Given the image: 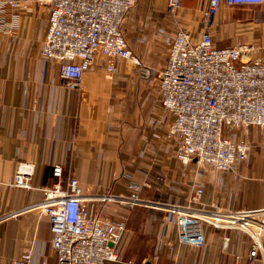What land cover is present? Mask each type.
Returning <instances> with one entry per match:
<instances>
[{"label": "crops", "instance_id": "crops-1", "mask_svg": "<svg viewBox=\"0 0 264 264\" xmlns=\"http://www.w3.org/2000/svg\"><path fill=\"white\" fill-rule=\"evenodd\" d=\"M16 1L19 5H8L0 14V264L26 251L33 263L46 257L54 264L50 223L40 203L54 182L55 163L63 165L65 176L78 179L85 202L103 220H124L120 260L110 264H249L250 238L244 231H223L230 237L228 251L220 247L221 231L208 224L203 246L185 244L170 208H264V127L232 131V139H245L250 148L231 171L196 160L182 165L174 155L175 139L168 135L172 115L159 101L158 71L174 30L200 35L208 0H184L175 13L167 10V0L137 1L124 32H131L126 38L143 66L116 59L107 124L92 141L77 139L85 130L76 118V89L59 76L56 62L41 55L49 5ZM214 23L215 46L253 42L254 54L264 55V4L222 5ZM102 66L97 58L94 68ZM87 113L94 117L97 107ZM18 169L30 187L13 185ZM127 174L147 182L139 192L142 201L133 206L123 199L130 193ZM105 194L120 198L103 202ZM250 264L262 263L254 259Z\"/></svg>", "mask_w": 264, "mask_h": 264}, {"label": "built area", "instance_id": "built-area-1", "mask_svg": "<svg viewBox=\"0 0 264 264\" xmlns=\"http://www.w3.org/2000/svg\"><path fill=\"white\" fill-rule=\"evenodd\" d=\"M49 5L48 27L41 55L58 64L59 76L76 89V118L85 130L78 140L92 141L103 135L107 124L110 93L108 84L116 73V59H127L138 67L140 57L132 50L124 33L125 21L138 0H40ZM184 0H167V10L175 13ZM264 4V0H208L203 13L204 29L193 37L184 28L173 31L164 65L158 71V96L162 107L172 115L168 135L175 139V158L182 165L192 160L220 171H231L244 161L250 145L242 138L232 139L239 127H264V55H255L253 42L214 45L211 29L222 5ZM16 0H0V14ZM100 58L102 68L94 65ZM97 114L88 115L90 106ZM54 182L40 207L50 223L54 264H110L120 260L118 245L125 232L122 218L103 220L84 200L79 181L65 176L61 163L52 167ZM129 206L141 202L140 190L147 184L126 175ZM13 185L28 188V179L18 169ZM100 196L108 202L119 199ZM180 242L203 246L205 227L222 233L220 247L228 251L230 237L223 231L237 228L250 238L248 263L260 259L264 264V208L214 211L173 205ZM10 264L37 263L26 251ZM124 264H134L127 260ZM148 264V263H143Z\"/></svg>", "mask_w": 264, "mask_h": 264}, {"label": "rangeland", "instance_id": "rangeland-1", "mask_svg": "<svg viewBox=\"0 0 264 264\" xmlns=\"http://www.w3.org/2000/svg\"><path fill=\"white\" fill-rule=\"evenodd\" d=\"M125 28H126V25H125ZM125 30V29H124ZM125 33V32H124ZM126 34V33H125ZM131 35V32L129 31H127V35H126V37H128V39H129V36ZM132 36V35H131Z\"/></svg>", "mask_w": 264, "mask_h": 264}]
</instances>
